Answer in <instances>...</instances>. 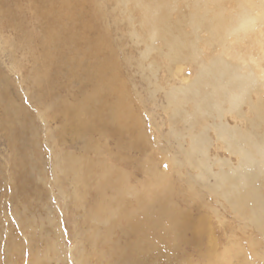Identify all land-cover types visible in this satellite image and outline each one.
I'll return each mask as SVG.
<instances>
[{
	"label": "rangeland",
	"instance_id": "rangeland-1",
	"mask_svg": "<svg viewBox=\"0 0 264 264\" xmlns=\"http://www.w3.org/2000/svg\"><path fill=\"white\" fill-rule=\"evenodd\" d=\"M19 2L17 23L26 33L39 32L43 22ZM97 3L101 21L91 35L110 56L112 84L120 91H102L94 100L88 98L96 86L84 68L68 72L53 62L38 84L41 46L25 42L0 14V264H77L76 254L92 251L86 236L104 230L88 222L91 213L122 201L135 208L141 199L146 204L137 220L147 210L163 211L167 222L184 226L173 252L154 264H264V172L244 175L239 190L230 187L238 176L223 184L215 177L239 170L240 159L213 125L241 122L232 115L221 121L194 115L187 122L194 105L177 112L169 96L180 78L194 79L195 66L171 63L162 40L150 51L138 18L115 1ZM262 58L253 59V69L264 79ZM6 101L23 113L19 143L10 138ZM63 112L76 114V123H67ZM198 145L201 152L189 155ZM87 179L78 205L74 193ZM113 240L126 245L119 230Z\"/></svg>",
	"mask_w": 264,
	"mask_h": 264
},
{
	"label": "bare ground",
	"instance_id": "bare-ground-1",
	"mask_svg": "<svg viewBox=\"0 0 264 264\" xmlns=\"http://www.w3.org/2000/svg\"><path fill=\"white\" fill-rule=\"evenodd\" d=\"M19 1L0 0V14L21 31L25 42L35 40L41 46L36 70L38 84L50 72L53 62H57L60 69L68 72L74 68L85 69V78L96 86L88 100H94L105 90L120 91L112 84L110 56H103L102 42L91 35L101 21L97 0H23L30 4L35 19L43 22L40 31L34 34L24 32L17 23ZM112 1L121 11L140 20L150 51L155 49L156 41L162 40L171 63L195 66L194 79L180 78L183 84L173 88L169 96L177 112L182 111L184 104L194 105V112H186L187 122H193L194 115H211L217 120L232 115L241 122L234 126L227 122L212 124L220 139L240 159L239 170L231 168L216 174V179L223 184L238 176L241 183L232 182L230 187L239 190L243 183L240 178L244 175L249 174L248 178L252 179L255 177L252 172L263 173L264 79L254 72L253 59L263 56L264 60V0ZM6 102L7 126L13 131L10 138L14 139L12 144L19 143L16 140L26 126L20 119L21 108L17 110L12 102ZM244 105L248 107L247 113L242 111ZM118 109L115 105V113ZM62 114L70 125L76 123V114ZM191 137L193 144H198L197 136ZM199 150H202L199 145L195 146L188 154ZM86 183L74 193L78 205L89 187V179ZM145 204L141 199L134 208L122 201L117 206L107 204L91 213L88 222L103 225L104 230L95 228L86 236L92 251L76 254L77 264H92L94 259L102 264H154L173 252V246L182 239L184 226L177 221L167 222L163 211L147 210L144 218L137 220L135 213L145 208ZM118 230L126 241L124 248L113 240ZM152 235L154 239L150 238Z\"/></svg>",
	"mask_w": 264,
	"mask_h": 264
}]
</instances>
